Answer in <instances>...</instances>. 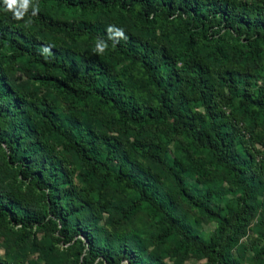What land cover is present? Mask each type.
Segmentation results:
<instances>
[{"label":"trees","instance_id":"16d2710c","mask_svg":"<svg viewBox=\"0 0 264 264\" xmlns=\"http://www.w3.org/2000/svg\"><path fill=\"white\" fill-rule=\"evenodd\" d=\"M190 262L264 264V0H0V264Z\"/></svg>","mask_w":264,"mask_h":264},{"label":"clouds","instance_id":"9594fccd","mask_svg":"<svg viewBox=\"0 0 264 264\" xmlns=\"http://www.w3.org/2000/svg\"><path fill=\"white\" fill-rule=\"evenodd\" d=\"M4 3L7 6V10L12 11L16 19H21L29 7L30 0H4ZM37 11L38 8L34 7L33 13L35 14ZM108 31H112V26H109ZM97 50L103 51V47L98 44Z\"/></svg>","mask_w":264,"mask_h":264},{"label":"rangeland","instance_id":"374dc122","mask_svg":"<svg viewBox=\"0 0 264 264\" xmlns=\"http://www.w3.org/2000/svg\"><path fill=\"white\" fill-rule=\"evenodd\" d=\"M189 264H197V263H194V262H190Z\"/></svg>","mask_w":264,"mask_h":264}]
</instances>
